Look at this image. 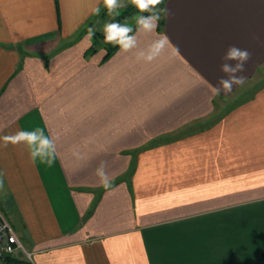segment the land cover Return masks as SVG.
<instances>
[{
  "label": "crops",
  "instance_id": "obj_1",
  "mask_svg": "<svg viewBox=\"0 0 264 264\" xmlns=\"http://www.w3.org/2000/svg\"><path fill=\"white\" fill-rule=\"evenodd\" d=\"M103 7L0 0V137L57 145L47 165L0 140V209L29 264H264V81L236 95L264 68V0H164L156 31L105 59L87 52ZM233 45L245 83L215 95Z\"/></svg>",
  "mask_w": 264,
  "mask_h": 264
},
{
  "label": "clouds",
  "instance_id": "obj_2",
  "mask_svg": "<svg viewBox=\"0 0 264 264\" xmlns=\"http://www.w3.org/2000/svg\"><path fill=\"white\" fill-rule=\"evenodd\" d=\"M139 15H134L132 19L136 24V32L153 33L159 27V21L162 14H167V8H160L164 0H129ZM103 5L107 9V15L112 17V21L106 22L103 26V35L105 43L119 46L121 52L130 53L138 48L137 35L133 34V27L127 23H121L115 20L116 16L121 13L119 9L126 8L127 4L122 3L121 0H103ZM95 14H100V8L97 6L94 9ZM148 13V15H143ZM96 29L90 27L88 29V37L95 35ZM167 37L153 40L146 50H141L135 53L137 60L151 63L159 58L167 48ZM225 62L221 65V71L225 74L218 81V86L214 89L215 95H220L221 92L228 94L233 90L234 85H243L246 77L239 75L244 72L245 64L251 59V53L247 49H241L236 46H229L223 58ZM235 61V63H231ZM4 146L9 143L12 145L24 144L28 150L32 161L35 163L37 159L41 163L52 165L57 156V145L54 137H49L44 134L42 128H37L33 131L17 130L12 134L0 137ZM96 174L100 177L101 186L103 188L112 189V178L105 171V165L97 168ZM4 175L0 171V190L4 188Z\"/></svg>",
  "mask_w": 264,
  "mask_h": 264
},
{
  "label": "trees",
  "instance_id": "obj_3",
  "mask_svg": "<svg viewBox=\"0 0 264 264\" xmlns=\"http://www.w3.org/2000/svg\"><path fill=\"white\" fill-rule=\"evenodd\" d=\"M159 7L163 8V4H161ZM134 9H136V8L130 7V8L124 9L123 11L120 12L121 14L119 16L115 17V20L119 22L126 15H129L132 11H134ZM106 10L107 9L104 7L103 14H104V12H106ZM143 15H148V13H143ZM110 21H112V18L110 19ZM162 22H163V19L161 18V20L159 21V25H161ZM97 24L98 23H96L94 25L97 26ZM92 26H93V24H92ZM132 27H133V29L136 28L135 22L132 25ZM97 36L101 37V39L104 40V35H103L102 29H99V28L96 29L95 35L93 36V40H92L90 46L88 47L87 52H93L97 49V44H98ZM103 47L105 49V52L103 54L102 59H105L116 49L117 46L106 43V44H103ZM29 263L30 262L28 259H24L17 254H5V255H3V257L0 258V264H29Z\"/></svg>",
  "mask_w": 264,
  "mask_h": 264
},
{
  "label": "built area",
  "instance_id": "obj_4",
  "mask_svg": "<svg viewBox=\"0 0 264 264\" xmlns=\"http://www.w3.org/2000/svg\"><path fill=\"white\" fill-rule=\"evenodd\" d=\"M5 254H26L31 259V253L25 248L12 224L0 209V258Z\"/></svg>",
  "mask_w": 264,
  "mask_h": 264
},
{
  "label": "rangeland",
  "instance_id": "obj_5",
  "mask_svg": "<svg viewBox=\"0 0 264 264\" xmlns=\"http://www.w3.org/2000/svg\"><path fill=\"white\" fill-rule=\"evenodd\" d=\"M121 2L122 3H126L127 4V7L126 8H122V9H119L118 11L119 12H121V11H123L124 9H127V8H130V7H133L134 8V6L133 5H131V3H129V0H121ZM102 9H104V7L102 8ZM140 13H138L137 12V9H134V11H132L129 15H126L123 19H121L119 22H121V23H124V22H127V23H129L131 26L134 24V20L132 19V17L134 16V15H139ZM112 17H110V16H108L107 15V10H106V12H105V14H104V16L102 17V19L99 21V22H97L98 24H97V26H95V25H93L92 27L93 28H95V29H103V26H104V24L106 23V22H109L110 21V19H111ZM96 19V18H95ZM93 20V19H92ZM90 44H91V42H92V40H93V36L90 38ZM97 41H98V44H97V48H103L104 49V47H103V44H106L105 43V41L104 40H102L101 39V37H99V36H97ZM259 74V75H258ZM257 75H258V77H254V78H252L251 80H250V82H248L244 87H246V86H250V88L248 89V88H242V90H238L239 92L236 94L237 96H242V95H244L245 93H249V92H251V90L254 88V86L255 85H258V82L257 81H259V80H262V82L264 81V68H263V70L260 72V73H258ZM257 79H259V80H257ZM244 92V93H243ZM229 103H220V104H218V107L220 108V109H222V108H224L226 105H228ZM219 109V110H220ZM22 258H25V259H28V257L26 256V254H22Z\"/></svg>",
  "mask_w": 264,
  "mask_h": 264
}]
</instances>
